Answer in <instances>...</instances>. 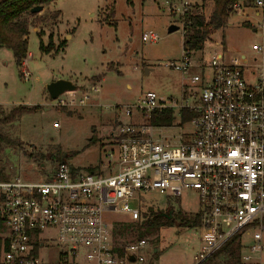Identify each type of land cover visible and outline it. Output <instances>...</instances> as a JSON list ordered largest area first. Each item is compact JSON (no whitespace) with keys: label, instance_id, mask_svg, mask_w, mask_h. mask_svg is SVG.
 I'll return each mask as SVG.
<instances>
[{"label":"built area","instance_id":"obj_1","mask_svg":"<svg viewBox=\"0 0 264 264\" xmlns=\"http://www.w3.org/2000/svg\"><path fill=\"white\" fill-rule=\"evenodd\" d=\"M188 5L184 0L182 10L176 9L182 26ZM244 9L256 19L250 25L258 37L252 54L213 52L204 58L202 49L196 59L195 52L182 47L180 58L165 64L186 78L179 98L148 91L134 104L117 106L128 121L118 127L106 163L89 172L60 160L53 170L39 171L41 179L33 182L0 175V222L6 229L0 264H38L52 236L62 264L69 259L75 264H144L148 242H130L119 253L113 242L118 220L111 222L110 215L139 220L138 197L153 192L167 199L187 192L197 198L200 225L195 230L202 246L194 264L235 235H240L241 262L264 264V0L232 7L234 13ZM141 40L154 44L159 37L143 34ZM22 62L26 67L27 58ZM21 75L26 80L25 69ZM76 94L55 101L69 108L91 103L89 92ZM167 111L171 125L150 123L153 114ZM185 124L191 132L164 134ZM53 127L59 128L57 123Z\"/></svg>","mask_w":264,"mask_h":264},{"label":"rangeland","instance_id":"obj_2","mask_svg":"<svg viewBox=\"0 0 264 264\" xmlns=\"http://www.w3.org/2000/svg\"><path fill=\"white\" fill-rule=\"evenodd\" d=\"M183 1L57 0L45 7L44 13L28 17L27 66L23 67V62L17 66L12 52L0 49V111L5 116L18 107L34 110L24 112L12 124L0 126V132L14 142V147L0 150V175L39 181V171L53 170L62 158L74 169L93 170L107 162L118 127L128 121L121 114V107L134 104L148 91L179 98L180 84L186 78L165 64L178 60L182 52V15L176 9L182 10ZM185 1L189 3V13L209 19L212 0ZM55 12L60 14L58 20L51 18ZM255 22L247 9L232 12L225 27L212 33L204 44V58L213 52L228 57L251 55L252 45L258 40L250 27ZM172 25L179 30L169 33ZM150 33L159 37L157 43L142 42L143 34ZM49 36L54 47L65 42L56 54L42 49L49 45ZM195 53L194 58L198 59L199 52ZM24 69L26 80L21 75ZM57 80L77 86V97L81 91L89 92L91 103L69 108L52 101L46 86ZM93 86L98 87V93L90 91ZM175 120L178 122V118ZM55 123L59 128L53 127ZM175 126L164 134L191 132L190 125L180 129ZM40 165L44 167L39 169ZM138 198L142 221L148 210L167 212L171 206L175 211L194 214L199 209L197 198L188 192L177 199L154 192ZM110 220H118L117 226H129L124 236L113 237L115 245L140 239L148 242L149 247L142 250L144 264H194L202 246L196 228H162L139 238L145 232L139 229L141 222L115 214L110 215ZM5 231L0 222V238ZM60 252L52 236L40 251L38 264H62ZM76 263L85 264L82 260ZM67 264L75 263L69 259Z\"/></svg>","mask_w":264,"mask_h":264},{"label":"trees","instance_id":"obj_3","mask_svg":"<svg viewBox=\"0 0 264 264\" xmlns=\"http://www.w3.org/2000/svg\"><path fill=\"white\" fill-rule=\"evenodd\" d=\"M57 0H4L0 3V49H8L12 52L17 66L27 58V40H28V17H36L37 14H31L30 10L34 7H42L43 9L49 4ZM255 0H212L214 6L213 11L206 21L201 14L187 13L183 20V36L182 47L190 51L197 52L203 49L204 44L209 40L212 33L222 30L227 24L229 15L233 12L232 7L236 3H241L244 7L251 6ZM59 12H55L51 18L58 20ZM42 22V21H40ZM49 45L42 48L45 52L58 53L64 46L65 42L59 43L54 47L52 36H49ZM29 109L25 107H18L12 109L7 115L3 116L0 111V126L9 125L16 121L24 112ZM184 118H187L184 117ZM184 120V119H182ZM172 112L153 114L150 123L152 125L163 126L171 125L173 123ZM90 143L93 142L91 139ZM3 147H14V142L0 132V150ZM41 169V165L39 166ZM94 170V169H93ZM43 171V170H42ZM92 171L91 169L89 172ZM145 219L142 221V214L140 208V218L134 223H139V229L144 230L139 234V238L144 235H149L162 228H170L177 226L178 228L191 229L200 225V217L198 213L186 214L181 211H175L170 206L167 212H153L148 210L145 214ZM117 225L113 229V237L124 236L127 233L128 225ZM144 240V239H140ZM137 240V241H140ZM3 238H0V248ZM125 243L116 244L117 250L121 253V248ZM38 246L35 244V252L37 253ZM241 240L240 235H235L228 239L216 252L206 257L198 264H244L240 260Z\"/></svg>","mask_w":264,"mask_h":264},{"label":"water","instance_id":"obj_4","mask_svg":"<svg viewBox=\"0 0 264 264\" xmlns=\"http://www.w3.org/2000/svg\"><path fill=\"white\" fill-rule=\"evenodd\" d=\"M43 11L42 7H34L30 10L31 14H39ZM179 28L175 25H172L169 27L168 32L172 33L175 31H178ZM77 90V86H75L72 82L70 81H65V80H57L55 82H51L50 84H48L46 86V91L49 95V98L52 101H55L59 96L65 94V93H69V92H74ZM61 161L63 162V158L61 159ZM44 165L41 166V168H43ZM127 258L129 259L130 262H133L134 259L131 255H128Z\"/></svg>","mask_w":264,"mask_h":264},{"label":"crops","instance_id":"obj_5","mask_svg":"<svg viewBox=\"0 0 264 264\" xmlns=\"http://www.w3.org/2000/svg\"><path fill=\"white\" fill-rule=\"evenodd\" d=\"M2 1H4V0H0V3H1ZM44 11H45V10L43 9L42 13H44ZM35 31H36V30H35ZM2 49H3V48H2Z\"/></svg>","mask_w":264,"mask_h":264}]
</instances>
